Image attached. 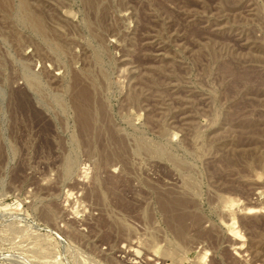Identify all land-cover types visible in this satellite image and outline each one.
<instances>
[{"label": "rangeland", "instance_id": "1", "mask_svg": "<svg viewBox=\"0 0 264 264\" xmlns=\"http://www.w3.org/2000/svg\"><path fill=\"white\" fill-rule=\"evenodd\" d=\"M0 264H264V0H0Z\"/></svg>", "mask_w": 264, "mask_h": 264}, {"label": "bare ground", "instance_id": "2", "mask_svg": "<svg viewBox=\"0 0 264 264\" xmlns=\"http://www.w3.org/2000/svg\"><path fill=\"white\" fill-rule=\"evenodd\" d=\"M26 17V16H25ZM28 18V17H27ZM26 19V18H25ZM246 211H247V213H255V212H257V211H260V209L259 208H255V207H248V208H246Z\"/></svg>", "mask_w": 264, "mask_h": 264}]
</instances>
